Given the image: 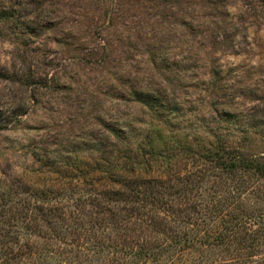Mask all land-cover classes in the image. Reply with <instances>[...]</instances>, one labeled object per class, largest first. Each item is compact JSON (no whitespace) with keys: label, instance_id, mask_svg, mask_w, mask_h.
Masks as SVG:
<instances>
[{"label":"rangeland","instance_id":"374dc122","mask_svg":"<svg viewBox=\"0 0 264 264\" xmlns=\"http://www.w3.org/2000/svg\"><path fill=\"white\" fill-rule=\"evenodd\" d=\"M210 146L264 164V0H0V264H136L150 246L181 264L162 227L193 231L195 264H224L226 225L203 215L255 211L264 178L195 160ZM101 156L142 164L160 203L98 202Z\"/></svg>","mask_w":264,"mask_h":264},{"label":"trees","instance_id":"16d2710c","mask_svg":"<svg viewBox=\"0 0 264 264\" xmlns=\"http://www.w3.org/2000/svg\"><path fill=\"white\" fill-rule=\"evenodd\" d=\"M73 30L75 32V35L73 33ZM73 30L70 29L69 32L64 33L68 48L73 47V45L76 44L78 41L76 37L78 35V30ZM27 31L28 29H25V32ZM158 104L159 100L157 99V97L151 98L147 101L148 109H150L151 111H155V108L158 106ZM17 116L18 115L16 111V117ZM156 145V143H153V146H151V150L148 154L151 157L162 155L165 156V154L160 149H158ZM202 149L204 153L199 155L196 154L195 160L198 158V160L203 161V163H217L219 161L218 163L220 167L224 170L223 172L226 174L234 173L237 171V169H239V167H241L247 171L256 170L260 174V176L264 178V164L255 163L253 161H246L241 159L240 157H237L234 161L232 159L227 160L223 154L221 155V151L220 153L217 152L213 149L212 146H210L209 148ZM223 152L227 153L228 155H231L229 151ZM104 153L107 155L106 152ZM172 154H174V150H172L169 155ZM127 155L128 156L123 155L122 157H119L121 158L120 160L128 158L130 161L133 160L132 155H130V153H128ZM175 156L176 153L174 154V157L172 159L167 156L165 157H167L168 160H171L169 162L171 164L172 161L176 159ZM120 160L116 162L111 158H106L102 156L99 158L95 173L99 177L98 180L104 184H101L103 190L99 193H96V196L94 198L97 199L98 202H104L116 206L124 205L131 206L132 208L134 206H138L137 209H140L139 207H143L142 209H144L148 206H150V209L152 207L155 208L156 204L160 203V200L154 197V193L156 191L147 188L144 190H140L141 186L143 185L142 181H144L143 183L146 182L144 179V177L146 178V175L144 176L143 174L146 170L142 168V164H140L139 167L137 166L138 168H134L128 173H125L121 171L122 162H120ZM64 165L70 167L72 164L68 162ZM175 173L180 174L181 172L177 171ZM183 174L187 175L188 172H182V174H180L181 176L179 175V180H181L180 177H182ZM187 178L188 176H186L182 180H186ZM161 181L162 178L151 179V185L154 182L157 183H154L155 190L157 189V186H159L158 184H160L161 186ZM125 188H128V191H130V193H126L125 191H123V189ZM232 189L236 192L239 190L236 187H233ZM226 203L227 202L225 200L221 202L217 200L213 206L217 207V205L221 204V207L224 208L226 206ZM238 203H242V200H239ZM253 203L255 209V211L253 212H250L247 209L246 211H244L243 209L239 210L238 214L230 215L228 218H226V215L228 213H225L224 216H215L213 212H210L206 209L207 214L203 215L204 218L208 220L212 218H220L226 225L223 230H218L217 234L212 236L213 242L211 243V254L213 253L215 247H219L220 245L226 246V257L228 256L232 258L227 261L220 260L224 264H264V254H259L260 256H257V253L261 252L262 248L264 247V208H262V206H264V192L257 195ZM238 208L242 209L243 207L241 205H238ZM242 211H244L243 214H241ZM184 224L185 226L190 225V222ZM192 232L193 231L188 230L187 232L182 233L180 230H177V228L162 227L161 229L156 230L154 233L157 235V240L159 242L162 241V245L166 246V242L169 241V247H180L182 253L185 255V259L183 260V262H181L183 256L180 257L181 264H195V262L197 261H194V258H190V252L188 250L191 249V247L189 246V242L191 240H189L188 237ZM159 235L161 236L158 237ZM182 241L185 242L184 245L182 244ZM153 248V246H150L148 247V249H146V251L142 250L137 257L140 262L136 264H148L149 261H152L154 264V260H156L154 256L157 255V253L153 250ZM252 249H254L255 251L257 250V252L255 253L248 251ZM104 252H106V250L97 252V254H99L98 260L111 263L110 260H106V257L102 255L104 254ZM211 254L207 255V257H211ZM213 254V256H215L216 252H214Z\"/></svg>","mask_w":264,"mask_h":264}]
</instances>
